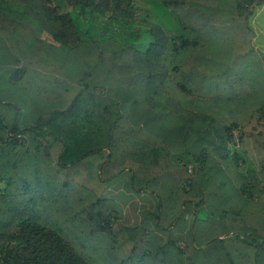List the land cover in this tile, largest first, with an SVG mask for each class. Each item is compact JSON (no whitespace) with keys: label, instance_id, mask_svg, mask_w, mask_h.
<instances>
[{"label":"trees","instance_id":"1","mask_svg":"<svg viewBox=\"0 0 264 264\" xmlns=\"http://www.w3.org/2000/svg\"><path fill=\"white\" fill-rule=\"evenodd\" d=\"M111 1L0 0V264H264V0Z\"/></svg>","mask_w":264,"mask_h":264},{"label":"crops","instance_id":"2","mask_svg":"<svg viewBox=\"0 0 264 264\" xmlns=\"http://www.w3.org/2000/svg\"><path fill=\"white\" fill-rule=\"evenodd\" d=\"M133 173L126 170L107 183L106 198L115 201V215L118 223L136 226L148 213L157 212L159 197L150 192H138L132 185Z\"/></svg>","mask_w":264,"mask_h":264},{"label":"rangeland","instance_id":"3","mask_svg":"<svg viewBox=\"0 0 264 264\" xmlns=\"http://www.w3.org/2000/svg\"><path fill=\"white\" fill-rule=\"evenodd\" d=\"M113 3H115L113 0L110 2V6H109V8H110V10H114L115 8H114V6H113ZM70 8V4L69 3H67V2H62V9L63 10H67V9H69ZM258 29V26H255V30L256 31H258L257 30ZM261 30H262V32L264 33V24H262L261 23ZM256 34H257V37L256 36H254L253 38H252V41H251V43L254 45H261L260 43H261V37H260V34H259V31L258 32H256ZM248 40V39H247ZM248 42H245L244 44H247ZM250 43V44H251ZM244 51H247V50H244ZM264 51V50H263ZM262 51V52H263ZM250 53V52H249ZM236 69H238V68H236ZM253 75H256L255 73H253ZM242 77H244V78H242ZM225 78H226V76L224 77V81L223 82H220L221 83V85H223V84H225L226 85V87H224V88H226L225 90H229L231 93H233V92H242V91H244V90H246V89H249L253 84H254V79H253V77L252 76H249V75H247V76H244V75H232V74H230V77L228 78L227 77V84H226V82H225ZM241 134V128L240 127H236V128H234L233 129V136H234V142H232V145L234 146V147H231V153L234 151V149L236 148V147H238V148H241L238 144H237V142L239 141V135ZM25 139V138H27V136H25L24 135V137H22V139ZM26 142H28V141H26ZM237 144V145H236ZM15 171H16V173L18 174V176L19 177H22V178H27V175L26 174H24V173H22L20 170H19V168L18 169H15ZM11 191V194L10 195H8V197L6 198V200L9 202L12 198H13V194H15L17 191H16V189H11L10 190ZM25 196H26V194H23L22 195V197H24L25 198ZM107 199H110V198H107ZM114 204H115V201L114 200H112V199H110ZM19 206V205H18ZM13 207H15V206H13ZM30 208H31V205L30 204H27L26 202L24 203V204H22V205H20V207H19V209L18 210H21V211H27V210H30ZM14 212L15 211H9V214H10V216L8 217V219H11L12 218V216L14 215ZM8 214V215H9ZM144 218H142V220H143ZM142 222V221H141ZM120 223H118V221H117V219L115 220V225H119ZM121 225V224H120ZM124 226V225H123ZM181 247L182 248H185L186 247V244L185 243H181Z\"/></svg>","mask_w":264,"mask_h":264}]
</instances>
